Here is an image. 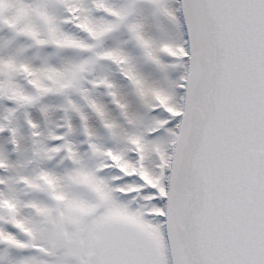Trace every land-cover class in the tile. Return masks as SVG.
<instances>
[{"label": "snow or ice", "instance_id": "6c2138e0", "mask_svg": "<svg viewBox=\"0 0 264 264\" xmlns=\"http://www.w3.org/2000/svg\"><path fill=\"white\" fill-rule=\"evenodd\" d=\"M0 264H264V0H0Z\"/></svg>", "mask_w": 264, "mask_h": 264}]
</instances>
